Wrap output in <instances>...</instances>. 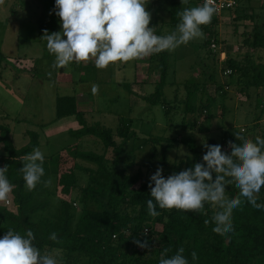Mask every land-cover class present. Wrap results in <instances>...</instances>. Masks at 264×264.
I'll return each mask as SVG.
<instances>
[{
	"label": "trees",
	"instance_id": "16d2710c",
	"mask_svg": "<svg viewBox=\"0 0 264 264\" xmlns=\"http://www.w3.org/2000/svg\"><path fill=\"white\" fill-rule=\"evenodd\" d=\"M196 1L198 0L171 1V21L175 28L182 22L184 6H187L186 10H190L204 5L203 0L201 6H197ZM41 2L43 9L37 17V22L42 33L45 36L57 33L60 18L56 15L59 10L55 0ZM219 18L220 16L214 13L211 23L201 26L211 35L214 26L219 23ZM207 43L211 44L212 40L208 39ZM244 44L250 46L253 51L244 56L243 62L227 53L225 69L232 70L230 75L241 72L245 76L251 73L253 85L263 91L264 23L253 28L251 34L245 38ZM256 53L258 56L254 59ZM169 56L170 51L150 55L151 62L158 58L157 68L160 71L155 91L145 97L153 105L165 100L164 87L170 67ZM0 59V65L3 61H10L19 72L25 71L21 67L22 64L16 62L18 58H8L0 51ZM210 78L215 79L213 74ZM122 85L127 89L130 87L129 83L124 82ZM206 87L207 82H195L188 88L186 111L196 113V119L189 121L185 129L189 128L195 132L202 127L198 124L199 117L212 105V98L207 94ZM205 101L208 103L205 104ZM219 110L224 114L226 107L221 105ZM65 116H74L80 123V127L70 129L72 138H98L106 150L115 153L114 161L111 162L105 152L82 150L78 143L68 145L56 154L43 156L42 166L45 174L35 189L29 191L21 169L29 162L28 157L33 154L34 149L39 147L40 133L32 129L27 130L30 139L24 145L17 146L10 133V127L0 125V142L5 148L4 153L0 154V168L7 167L5 175L14 185L10 195L16 205V210L0 205V238L11 230L27 239V231L31 230L34 237L32 246L39 250L41 256L47 255L54 259L56 264H160L162 260L172 259L178 254L183 256L188 264H264V208H254L247 197L241 196L240 206L232 209L233 231L223 236L213 231L216 226L214 217L223 212V207L218 203L204 201L203 208L199 210L161 209L151 196L154 181L144 179L141 171L135 174L128 172L132 164L121 167V155L125 145L137 137V132L132 128V118L122 117L117 133L100 124L90 125L84 113L78 110L76 95L59 93L57 117ZM255 126L257 132L252 136L242 130L225 132L224 139L232 145L229 155L234 163H239V160L232 155L233 146H243L246 140L256 143L257 137L264 140V123L258 122ZM115 135L120 137L121 141H118ZM183 141L193 156L194 167L196 164H202L207 168L195 138L187 136ZM210 141L213 146L218 145L216 140ZM258 146L264 152V146ZM80 160L93 163L95 167L87 168L88 184L80 188L81 200L85 207L76 218L72 211V195L79 187L77 174L78 170L83 168ZM225 168L228 166L225 165ZM179 170L175 175L180 173ZM210 171L211 180L206 179V184L215 183L217 176H223L224 195L227 194L229 200L240 196V188L234 177L223 172ZM52 177L56 182L54 189L51 186ZM44 181L50 183L46 185ZM252 195L256 204L264 205V186ZM54 199L55 208L50 210ZM148 200H152L156 205L155 210L160 213L159 216L149 215ZM220 227L223 228L224 225ZM53 234L55 239L52 238ZM180 248L184 249L183 253L179 252ZM193 251L197 253L196 260L192 258Z\"/></svg>",
	"mask_w": 264,
	"mask_h": 264
},
{
	"label": "rangeland",
	"instance_id": "374dc122",
	"mask_svg": "<svg viewBox=\"0 0 264 264\" xmlns=\"http://www.w3.org/2000/svg\"><path fill=\"white\" fill-rule=\"evenodd\" d=\"M145 1L153 34L174 35L179 41V26L175 28L172 25L168 10L171 0H163L158 16L154 11L157 0ZM198 3V6L203 4L201 0ZM42 9L41 0H0V51L8 58H18L20 61L16 62L25 69L19 72L10 61H3L0 65V125L10 127L17 146L30 139L27 130L32 129L40 133L41 143L37 149L43 156L56 154L64 147L78 143L80 149L105 152L107 158L114 161L115 153L106 150L98 138H72L70 129L80 127L74 116L68 122L63 121L61 126L55 124L59 93L75 92L78 110L84 113L90 125L100 124L117 133L121 118H132V128L137 137L125 145L121 167L132 164L128 172L135 174L141 171L144 179H151L157 169H162L161 175L165 179L175 175L179 169L180 173L195 170L194 159L183 141L184 137L193 136L203 156L213 146L210 140L214 139L221 152L230 157L232 145L224 139L225 132L242 130L252 136L257 132L255 125L264 123V90L253 85L251 73L227 75L224 56L220 52L225 50L232 58L243 62L244 56L253 51L244 44V40L256 25L264 23V0H238L235 8L223 12L211 35L200 26L201 37L179 44L170 51L165 100L156 105L145 97L155 91L160 78L157 57L152 62L150 55L127 63L118 61L103 69L95 66L94 58L87 62L72 61L65 67H53L55 56L49 53L45 35L31 19L38 17ZM184 9H188L187 6ZM57 33L66 39L61 20ZM208 39L212 43L217 39V47L208 44ZM257 56L258 53L254 59ZM212 74L215 79L210 78ZM124 82L130 84L128 89L122 85ZM195 82H207V94L212 98V105L199 117L198 124L202 127L193 132L184 127L196 119V113L186 111L188 88ZM199 97L200 92L197 99ZM221 105L226 107L224 114L219 110ZM116 139L121 141L118 136ZM4 151V144L0 142V154ZM79 162L83 166L77 174L79 187L72 195V211L76 218L85 207L80 188L88 184L87 168L95 167L87 161ZM54 179L52 177V189L56 183ZM224 200H229L227 194ZM0 205L16 210L11 195ZM55 205L54 199L50 210H54ZM225 210L226 205L223 212Z\"/></svg>",
	"mask_w": 264,
	"mask_h": 264
},
{
	"label": "clouds",
	"instance_id": "9594fccd",
	"mask_svg": "<svg viewBox=\"0 0 264 264\" xmlns=\"http://www.w3.org/2000/svg\"><path fill=\"white\" fill-rule=\"evenodd\" d=\"M144 4L145 0H55L59 10L56 15L62 22L66 39L60 33L45 36L47 49L55 56L53 67H65L72 61L87 62L94 58L95 66L103 69L110 63H127L153 53L173 51L179 44H187L201 37L203 33L200 26L210 24L216 11L208 0H205L202 7L185 10L181 14L183 22L179 25L181 35L177 41L174 35L153 34L149 28L151 16ZM258 145L264 146V140L260 137H257L256 143L246 140L243 146H233L232 155L239 163H234L216 145L209 147L203 157L207 168L196 164L194 171H184L167 179L161 175L162 169H157L151 177L155 186L149 185L151 196L165 210H199L203 208L204 201L218 203L221 207L226 205V210L214 217L216 226L213 231L223 236L233 231L232 209L240 206L241 196L247 197L254 208H264V205L256 204L252 195L264 186V152ZM43 160V154L34 149L28 157L29 162L21 169L29 191L35 189L45 174ZM210 170L234 177L240 188V196L225 201L223 176H217L215 183H205L206 179L211 180ZM6 172L7 167L0 168V202L8 199L14 187L6 177ZM44 183L47 185L50 181ZM147 203L149 215L159 216L153 201L148 200ZM27 237L25 239L10 230L0 238V264H56L54 259L47 255L41 256L39 250L32 246L34 237L31 230L27 231ZM52 238L55 239V234ZM179 252L183 253L184 249L180 248ZM192 258L197 259L195 251L192 252ZM160 264H188V261L178 254L172 259L162 260Z\"/></svg>",
	"mask_w": 264,
	"mask_h": 264
},
{
	"label": "built area",
	"instance_id": "2783aa9c",
	"mask_svg": "<svg viewBox=\"0 0 264 264\" xmlns=\"http://www.w3.org/2000/svg\"><path fill=\"white\" fill-rule=\"evenodd\" d=\"M205 3V0H203ZM208 3L210 6L214 7L216 9L215 13L218 16H221L224 11L230 10L235 8L238 5V0H208ZM212 47L216 48L217 47V42L213 41ZM222 56H224L222 59H226L227 53L225 50L221 51ZM225 73L227 75H230L232 73V70L230 68L226 69Z\"/></svg>",
	"mask_w": 264,
	"mask_h": 264
},
{
	"label": "crops",
	"instance_id": "0c3cea01",
	"mask_svg": "<svg viewBox=\"0 0 264 264\" xmlns=\"http://www.w3.org/2000/svg\"><path fill=\"white\" fill-rule=\"evenodd\" d=\"M153 1V0H152ZM169 1V0H168ZM172 1V0H171ZM146 2V1H145ZM154 2V1H153ZM156 3L158 4L155 8H154V11L157 13L155 16H158V13H160V10H162V8H163V6H162V3H164V1L163 0H161V1H159V0H157L156 1ZM198 1H196V5L198 6ZM169 9V11H170V7H168ZM31 19L33 20V21H35V23H36V25H38V22H37V16H34V17H31ZM38 27H39V25H38ZM39 29H40V27H39ZM40 33L41 34H43L42 33V31H41V29H40ZM44 35V34H43ZM84 67H87V66H84ZM74 94H75V92H74ZM58 97V96H57ZM77 107H78V103H77ZM73 119V117L72 116H65V117H61V118H59V117H57V119H56V122H55V124L56 125H59V126H61V124L63 123V121H66V122H68V121H70V120H72ZM58 127V126H57ZM57 127H55V130L57 131ZM74 128V127H73Z\"/></svg>",
	"mask_w": 264,
	"mask_h": 264
}]
</instances>
